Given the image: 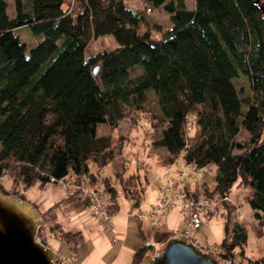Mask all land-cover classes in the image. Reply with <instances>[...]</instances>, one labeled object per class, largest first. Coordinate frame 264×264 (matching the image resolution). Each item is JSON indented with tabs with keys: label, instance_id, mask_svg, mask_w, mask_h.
I'll use <instances>...</instances> for the list:
<instances>
[{
	"label": "trees",
	"instance_id": "trees-1",
	"mask_svg": "<svg viewBox=\"0 0 264 264\" xmlns=\"http://www.w3.org/2000/svg\"><path fill=\"white\" fill-rule=\"evenodd\" d=\"M140 1L139 8L127 0H0V177L8 172L12 179L10 189L0 185L1 190L17 193V185L42 186L51 176L88 172L100 177L110 215L118 207L117 186L137 202L143 186L134 172L123 174L122 146L129 136L116 130L123 118L133 123L144 117L154 100L150 137L136 148L134 158L142 159L136 164L150 158L160 167L159 178L166 165L194 164L200 171L214 165L212 188L198 181L200 172L179 188L190 194H222L233 182L245 186L255 233H262L264 12L258 0H193L191 7L185 0ZM154 8L170 19L165 29L157 22L151 25L157 36L149 25L140 28L147 23L142 11ZM21 26L42 35L27 55L14 32ZM103 34L111 35L116 45L85 54L88 41ZM240 76L245 89L237 82ZM98 123L116 134L97 133ZM240 131L247 135L238 137ZM179 153L182 161L176 160ZM106 163L113 177L103 174ZM63 192L88 208L79 191ZM57 204L40 211L44 223L37 234L44 243L46 237L65 242L74 253L81 233L59 227L53 213ZM222 207L227 213L233 209L228 201ZM49 231L52 236H42ZM224 231L213 250L221 258L243 254L245 223L225 222ZM166 236L154 232L157 241ZM150 249L144 244L134 250L130 264H138ZM259 263L264 257L248 264Z\"/></svg>",
	"mask_w": 264,
	"mask_h": 264
},
{
	"label": "rangeland",
	"instance_id": "rangeland-1",
	"mask_svg": "<svg viewBox=\"0 0 264 264\" xmlns=\"http://www.w3.org/2000/svg\"><path fill=\"white\" fill-rule=\"evenodd\" d=\"M127 2L132 7H139V8L141 7L140 0H127ZM185 3L187 7H191L193 5V0H185ZM258 6H259V10L261 12H264V0H258ZM142 13L145 16L147 23L140 24V28H146V26L149 25L150 33L152 36L159 35V31H157L153 26H151L154 22L160 23L162 29H165L170 25L169 14L163 9L154 8L151 10H144L142 11ZM14 32L18 35L19 40L25 43V49H24L25 55L28 54V49L42 37L41 33L32 32L28 26L18 27L14 29ZM115 45L116 42L114 41L111 35L109 34L99 35L95 38H91L88 41L87 45L85 46L84 53L85 54L94 53L103 49L112 48ZM139 70H140L139 67L135 68L133 71L130 72V75L137 74ZM237 82L239 85H243V88L245 89L246 85H245L244 76H240ZM151 112L152 113L157 112V106L154 100H151L148 110L143 111V114L145 115L144 117H138L137 121H134L133 123H130L129 120L123 118L119 121L117 127L118 129L116 131H120L122 132V134H126L129 137L133 136L136 142L141 141L143 137H145L146 140L147 138L150 137L149 123L153 121V119L150 116ZM190 125L191 123L188 121V123H186L185 125V129L188 130L190 128ZM96 129H97V133H104L105 131H111L110 130L111 128L106 123H98ZM116 131L113 130L111 132L116 134ZM246 135L247 134L245 131H240L238 137H245ZM148 140L149 139H147V141ZM147 152L149 155L154 154L151 150H149V148ZM122 154H124V158H125V169L123 170V174H130L134 172L135 175L137 176L136 178L138 183H141V185L143 186V191H145V197L142 198L140 202V206L143 207L145 206V203L149 201L150 190L152 191V194L154 190H156V192L157 190L159 191L158 189L159 187L157 186L158 184L161 185L162 188L164 189L166 181L158 177V172L160 171V167L155 165L151 159L145 158L144 165H137L131 146L123 145ZM109 166L110 163H106L105 165H103V171H104L103 174L113 177V173L111 174V172L110 173L108 172ZM215 173H216L215 166L210 165L200 171V174L198 176V181L205 182L209 188H212L215 184ZM11 184H12L11 175L8 172H3L0 177V185L2 189L4 191L9 190ZM231 186H232L231 197H230L231 200L228 201V203L232 204L233 209L227 213L224 207H222L214 214L201 215L200 225L196 228L188 227V225L186 224V222L184 221L181 215V211L177 207L181 219L180 220L181 229H185L184 232L200 246L204 248L214 249L213 247L217 248V245L214 246L215 243H217L225 233L224 231L225 222H227V225H230V223L236 219L243 221L246 225V239L243 245L244 255L241 254L235 259H237L243 264H248V263H252L253 260H255L257 257H264V232H263L264 228L261 229L262 233L259 234L255 233L254 230L255 221L252 215L253 210L251 209L247 201L248 189L245 186L237 184L236 182H233ZM43 187L42 189L41 186L38 184V182H32L27 187L17 185L16 191L17 193L23 195L25 199H27L32 204H34L37 207V209L42 212L48 207V204L52 202V199L57 197V189L54 183L48 181L44 184ZM117 189H121L122 192L125 193V190L122 186H117ZM131 189H132L131 187H128L127 191L129 192L131 191ZM152 198L153 197H151V199ZM120 202H122L121 199ZM147 208H149V205L147 206ZM39 235L41 236V234H37L38 237ZM45 243L56 249L61 254V257L65 259L62 255V250L59 249L61 246L59 245L60 241L52 237H46ZM67 259L70 260V257H68Z\"/></svg>",
	"mask_w": 264,
	"mask_h": 264
},
{
	"label": "crops",
	"instance_id": "crops-1",
	"mask_svg": "<svg viewBox=\"0 0 264 264\" xmlns=\"http://www.w3.org/2000/svg\"><path fill=\"white\" fill-rule=\"evenodd\" d=\"M140 144L141 141L136 142L131 136L125 140L123 145L131 146L134 153ZM140 151L143 152V150ZM108 172H110V168H108ZM43 186L44 184L41 188ZM157 186L159 191L154 190L152 194L150 190L149 201L143 207L140 206L142 198L145 197L143 187L137 202H134V199L129 196L117 194L118 207L111 212V228L109 232H106L102 230L98 220L88 210L87 206L83 205L84 202L80 198L74 195L65 196L63 190L55 185L57 197L48 204L49 206L58 201V204L53 208V213L56 216L55 222L61 228L79 230L81 233V239L74 253L68 249L65 242L60 241L59 249L62 250L63 257L66 260L70 257L69 261L74 264H130L134 250L144 244H149L151 247L158 245L160 241L154 239L155 231L161 232V234L184 231L185 229H181L177 204L167 206L162 211L150 216L143 213L148 205L156 201L157 196L163 190L161 185L158 184ZM151 197L153 198L151 199ZM216 245L217 243L214 246ZM213 248L215 249V247Z\"/></svg>",
	"mask_w": 264,
	"mask_h": 264
},
{
	"label": "water",
	"instance_id": "water-1",
	"mask_svg": "<svg viewBox=\"0 0 264 264\" xmlns=\"http://www.w3.org/2000/svg\"><path fill=\"white\" fill-rule=\"evenodd\" d=\"M96 72V67L92 68ZM44 219L27 199L0 188V264H74L37 238ZM138 264H243L221 258L183 231H174L142 255ZM264 264V263H259Z\"/></svg>",
	"mask_w": 264,
	"mask_h": 264
},
{
	"label": "built area",
	"instance_id": "built-area-1",
	"mask_svg": "<svg viewBox=\"0 0 264 264\" xmlns=\"http://www.w3.org/2000/svg\"><path fill=\"white\" fill-rule=\"evenodd\" d=\"M176 160L182 161V153H179ZM142 162L141 158L136 159V163ZM200 169L195 168L194 164H188L182 167H173L166 165L159 174L160 178L166 181L164 189L159 193L156 201L144 210L146 216L160 212L163 208L177 204L181 215L189 228H196L200 225L201 215H210L216 213L224 201H230L231 185L222 194H205L198 190L195 194L187 193L179 188L183 180H194L197 178ZM51 182H56L63 190L68 193L79 191L88 200V209L92 215L99 221L103 231L109 232L110 213L108 212V195L104 191L103 183L98 178H92L88 172L74 173L67 172L59 178L48 177ZM117 194H122L121 189H116ZM43 237L52 236V232L42 234ZM37 236L38 239H40ZM41 240V239H40Z\"/></svg>",
	"mask_w": 264,
	"mask_h": 264
}]
</instances>
